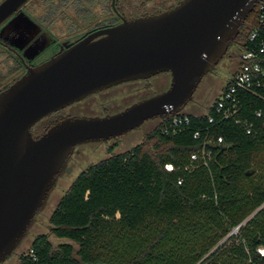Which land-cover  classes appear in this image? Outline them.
Here are the masks:
<instances>
[{"label": "trees", "instance_id": "1", "mask_svg": "<svg viewBox=\"0 0 264 264\" xmlns=\"http://www.w3.org/2000/svg\"><path fill=\"white\" fill-rule=\"evenodd\" d=\"M220 93L205 112H180V129L159 118L130 151L82 171L50 215L67 241L39 234L20 264H264V100L239 90L225 117ZM204 144L208 164L186 168Z\"/></svg>", "mask_w": 264, "mask_h": 264}, {"label": "water", "instance_id": "2", "mask_svg": "<svg viewBox=\"0 0 264 264\" xmlns=\"http://www.w3.org/2000/svg\"><path fill=\"white\" fill-rule=\"evenodd\" d=\"M28 0H2L0 25ZM259 0H180L68 45L0 93V264L27 236L75 146L179 114ZM171 73L170 86L105 116L68 117L35 138L53 111L117 83Z\"/></svg>", "mask_w": 264, "mask_h": 264}, {"label": "flooded vegetation", "instance_id": "3", "mask_svg": "<svg viewBox=\"0 0 264 264\" xmlns=\"http://www.w3.org/2000/svg\"><path fill=\"white\" fill-rule=\"evenodd\" d=\"M179 2L180 0L26 1L0 25V93L29 68L62 52L68 45L123 23L125 20L129 21L164 11ZM255 23L254 15L246 18L239 33L210 73L218 70L224 60L226 62L220 68L223 77L231 73L232 69L239 67L242 43ZM170 83L171 73L160 72L149 77L126 80L100 89L43 117L31 127V133L37 138L50 127L68 117L105 116L120 112L136 102L166 90ZM208 88L202 96V101L209 96L211 87ZM194 99L195 95L191 101ZM159 118L148 119L137 128L107 140L75 146L68 158L66 169L72 163L79 165V163L88 161L85 146L91 145L90 148L94 150L106 146V149L104 155L98 160L88 161L82 167V171L114 154L130 151L142 141Z\"/></svg>", "mask_w": 264, "mask_h": 264}, {"label": "built area", "instance_id": "4", "mask_svg": "<svg viewBox=\"0 0 264 264\" xmlns=\"http://www.w3.org/2000/svg\"><path fill=\"white\" fill-rule=\"evenodd\" d=\"M255 8L256 25L249 31L247 42L243 45L241 63L227 88L220 93L215 103L216 110L222 112L225 117L236 112L238 101L236 94L239 90L254 93L264 100V0H259ZM209 119L212 121L213 117ZM188 122V115L176 114L172 115L169 126L176 131ZM164 131H168V126L164 128ZM194 136L199 138L200 133L196 132ZM222 140L223 138L219 136L218 141ZM211 155L212 150L206 144L202 145L197 151L191 152L190 162L186 168H194L200 164L207 165ZM165 168L173 170L174 164L166 163ZM181 182L179 180V183Z\"/></svg>", "mask_w": 264, "mask_h": 264}, {"label": "rangeland", "instance_id": "5", "mask_svg": "<svg viewBox=\"0 0 264 264\" xmlns=\"http://www.w3.org/2000/svg\"><path fill=\"white\" fill-rule=\"evenodd\" d=\"M225 62L226 60H224L219 65L218 70L204 76V79H202L199 88L194 93V101L189 102L181 112L200 114L206 111V109L213 103L216 96H218V94L221 92V89L224 87L226 82L233 75L234 71L238 69H232L231 73L227 74L226 77H223L220 68ZM209 86L211 87L209 96L202 101V96L205 94V92H207ZM90 146L91 145L84 147V150L87 151L86 157L88 158V161H96L104 155L106 146L99 147L96 150L90 148ZM88 161L79 163V165H75L74 163L69 165L68 169H66L65 173L59 177L57 184L50 192L46 206L41 212L37 214L35 223L29 229L27 236L23 239L17 249H15V251L10 256H8L1 264H20V256L28 251L32 240L39 234H47L54 246L58 245L61 242L67 241L66 239H59L51 233L52 226L50 223V215L61 196L66 192L71 182L82 171V167H84Z\"/></svg>", "mask_w": 264, "mask_h": 264}]
</instances>
